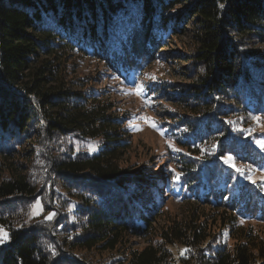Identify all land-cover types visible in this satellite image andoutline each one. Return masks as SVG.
Instances as JSON below:
<instances>
[{
    "label": "trees",
    "instance_id": "trees-1",
    "mask_svg": "<svg viewBox=\"0 0 264 264\" xmlns=\"http://www.w3.org/2000/svg\"><path fill=\"white\" fill-rule=\"evenodd\" d=\"M186 33L192 81H153L148 92L178 105L158 123L186 153L164 172L175 169L177 189L218 209L219 226L203 213L167 218L156 239L114 264H175L174 243L183 263L264 264V236L237 226L264 221V180L248 173L264 168V0H0V264H94L76 249L153 237L161 198L150 170L119 164L123 119L100 89L67 79V59H100L129 82L155 59L184 55L164 48ZM31 136L36 149L18 151ZM36 201L41 210L29 214ZM221 223L236 227L234 243Z\"/></svg>",
    "mask_w": 264,
    "mask_h": 264
},
{
    "label": "rangeland",
    "instance_id": "rangeland-1",
    "mask_svg": "<svg viewBox=\"0 0 264 264\" xmlns=\"http://www.w3.org/2000/svg\"><path fill=\"white\" fill-rule=\"evenodd\" d=\"M189 23V22H188ZM190 26L187 25V28ZM184 44L189 49L184 51L178 45ZM193 48V41L191 40L190 33H186L185 36L175 37L173 42L164 48L165 50L177 51L180 50L184 55L179 56L175 61L169 60L168 56L162 59H155L149 64H145L140 70L131 74L129 82L122 80L118 74L109 67L102 60H98L94 57H84L77 53H71L67 62L70 63L69 71L66 74L67 79L71 78L76 81L78 79L83 83L78 89L85 90V87L100 89L101 98L109 101L113 107L109 110V113L115 116H120L123 119L125 127V140L126 142L120 147L119 164L123 167L126 166H142L144 169H149L151 178L155 181L153 190L157 194V197L161 198V204L158 207L159 213L155 220L152 222L155 227L153 237H140L133 233H126L123 236V243L117 245L113 249H102L106 244L103 242H97L96 247L91 250L88 249H76L81 252L84 260L92 262L94 264L108 263L112 258L124 254L126 255L129 248L144 246L150 239H156V234L163 222L167 221V218H185L193 212L200 215V218L208 221L210 225H215L213 228L219 226L218 217L216 211L218 209L209 206V204L199 203L194 200H190L184 193L182 188H176V181L178 179L177 171L176 175L172 172L166 173L164 170H171L174 165L173 158L179 157L180 153H186L185 149L175 142L173 139L166 136L163 133L158 120L160 117V110H167L166 107H177L173 105L170 100L165 98V95L161 97H154L153 94H149L148 87L154 83L153 81L167 80L172 83L186 84L192 81L189 76V69L194 67V60H190L187 57L191 53ZM187 55V57H186ZM194 71V69H193ZM81 82H79L81 84ZM143 88L141 94H137L140 88ZM180 109V106H179ZM183 110V109H181ZM260 119L258 128L264 130V105L259 110ZM40 144V139L36 136L27 138L26 142H23L18 151L33 149L35 150L37 145ZM264 145V140L262 141ZM22 153L17 154L12 162L15 166L22 163ZM231 157V162L226 163L227 166L237 170L240 167L239 163H236L232 155H226V158ZM201 163L198 162L195 167ZM249 176L251 178L260 177L264 180V168H255L249 170ZM36 201L28 209L29 214H34L37 209L41 210V204ZM30 216V215H29ZM193 217V215H190ZM217 217V218H215ZM223 219V223H224ZM220 221V219H219ZM237 226L241 228L251 229L255 234L264 236V221L245 219L239 221ZM221 227L225 229V237L231 243L236 240L234 236L237 235L236 227L232 229L227 228L226 225L221 223ZM227 228V230H226ZM238 228V227H237ZM233 231V234H232ZM172 256L175 257V264H192L190 262L183 263L179 257L184 255L185 248L178 243H174L171 246ZM118 261V258L117 260Z\"/></svg>",
    "mask_w": 264,
    "mask_h": 264
},
{
    "label": "snow or ice",
    "instance_id": "snow-or-ice-1",
    "mask_svg": "<svg viewBox=\"0 0 264 264\" xmlns=\"http://www.w3.org/2000/svg\"><path fill=\"white\" fill-rule=\"evenodd\" d=\"M142 90H143V88L141 86V88H140V90L138 91L137 94H141ZM262 146H264V145H262ZM225 162L226 163H230L231 162V157L226 158ZM237 171H240V169H237ZM253 182H255V181H253ZM48 218L50 219L51 216H49ZM7 239H8L7 233L3 232V230L0 229V244L4 243Z\"/></svg>",
    "mask_w": 264,
    "mask_h": 264
}]
</instances>
